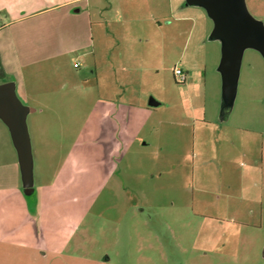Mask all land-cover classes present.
Instances as JSON below:
<instances>
[{"label":"rangeland","instance_id":"374dc122","mask_svg":"<svg viewBox=\"0 0 264 264\" xmlns=\"http://www.w3.org/2000/svg\"><path fill=\"white\" fill-rule=\"evenodd\" d=\"M244 2L264 26V0ZM183 4L149 45L96 40L83 55L72 49L86 31L72 37L60 25L55 47L37 46L50 60L25 67L35 174L58 185L69 177L81 220L64 253L5 244L0 264H264V51L244 46L227 79L215 20ZM17 153L0 119V161ZM12 168L0 183H12Z\"/></svg>","mask_w":264,"mask_h":264},{"label":"crops","instance_id":"0c3cea01","mask_svg":"<svg viewBox=\"0 0 264 264\" xmlns=\"http://www.w3.org/2000/svg\"><path fill=\"white\" fill-rule=\"evenodd\" d=\"M183 1L0 0V83L14 82L19 99L32 109L31 112H35L37 108L27 104L30 96L26 89L28 75L25 67L50 60L40 57L37 46L55 47L56 31L60 25H69L74 33L72 37H76L75 33L80 34V31H83V36L87 35L82 45L72 49V52L78 50L83 55L89 52L86 48L92 43L94 45L96 40L118 46L149 45L155 26L162 28L161 20L166 13H173L177 5H184ZM193 6L202 8L211 19L205 7L198 4ZM191 17L179 16L177 19ZM59 55L62 54L56 50L52 53L53 57ZM135 105L131 103L130 106ZM116 146V143L111 148L105 146L106 179L116 174L113 151ZM34 164L33 155V190L27 192L18 153L11 163L0 161V169L13 165L14 176L12 183H0V251L5 249V244H13L35 252L44 250L46 254H62L68 243L67 235L76 233L81 220L79 216L74 219V201H70L66 194L72 184L67 182L69 177L60 185L44 182L40 176H36ZM62 223L63 231L55 235L54 225Z\"/></svg>","mask_w":264,"mask_h":264},{"label":"water","instance_id":"95a60500","mask_svg":"<svg viewBox=\"0 0 264 264\" xmlns=\"http://www.w3.org/2000/svg\"><path fill=\"white\" fill-rule=\"evenodd\" d=\"M202 5L216 22L217 38L223 39V65L227 79L237 75L242 48L256 46L264 51V26L254 19L244 0H187ZM149 106L161 103L150 97ZM32 111L16 94L15 83H0V119L8 126L18 152L22 179L27 192L33 190V154L27 117Z\"/></svg>","mask_w":264,"mask_h":264},{"label":"built area","instance_id":"2783aa9c","mask_svg":"<svg viewBox=\"0 0 264 264\" xmlns=\"http://www.w3.org/2000/svg\"><path fill=\"white\" fill-rule=\"evenodd\" d=\"M75 66H78L77 63H75ZM175 78L180 82H186L187 80V73L184 71V69L180 66H176L173 69Z\"/></svg>","mask_w":264,"mask_h":264}]
</instances>
